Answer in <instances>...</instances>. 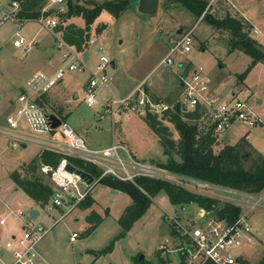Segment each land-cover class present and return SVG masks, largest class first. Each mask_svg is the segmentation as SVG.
I'll return each instance as SVG.
<instances>
[{
	"label": "rangeland",
	"instance_id": "rangeland-1",
	"mask_svg": "<svg viewBox=\"0 0 264 264\" xmlns=\"http://www.w3.org/2000/svg\"><path fill=\"white\" fill-rule=\"evenodd\" d=\"M92 1L102 3L111 0ZM130 1L132 5L120 17L114 18L104 12L90 28V39L94 38L95 41L87 47L90 63H98V58L102 55L109 62H114V68L111 66L107 68L109 89L112 94L107 88H98L96 104L88 107L83 101V84L87 81V73H66L64 79L74 91L71 93L72 102L63 107L64 118H60L59 114L54 113L50 107L44 108L48 114H53L65 122L75 133L81 132L88 145L101 148L111 146L114 140L115 144L124 145L139 162L152 164L165 161L166 156L157 135L143 121L142 108L140 110L118 108L113 118L114 124H112L109 113L105 112L102 106L107 105L111 98L118 99L127 95L139 85L142 91L147 89L150 94L166 104H173L179 99L182 91L177 74L159 65V61L168 52V37L175 35V32L181 28L194 27L193 44L189 53H175L174 67L177 69L179 62H182L185 73L193 69L187 66L188 63L201 68L202 75H205L211 84L217 85L214 89L215 95L222 102L232 96L233 89H241V83L236 75L246 70L251 59L238 50L228 52L227 34L196 19L185 8L171 5L165 9L162 7L164 0H159L156 15L148 16L134 7L138 0ZM211 7L214 8L212 14L218 18H223L227 13L241 17V13L250 24L259 28L260 35H253L251 30L250 36L264 47V0H215ZM69 23L84 26V21L80 18L64 22L65 25ZM100 25H104L105 28L101 33H97L96 28ZM16 31L26 42H32V47L28 51L24 46L18 49L12 46ZM51 33L34 21L23 22L21 26L6 24L0 27V128L5 126L6 116L13 108L12 102H16L30 75L38 69L45 72L43 68L48 67L50 60H53V64L61 62L60 66L62 65L63 60L60 61V59L66 45L59 39V35L55 34L57 33L55 29ZM71 49L80 60L85 58L86 55H83L82 51L77 52L73 47ZM246 77L247 88L251 93L247 102L260 116L263 124H257L245 130L250 131L248 137L253 148L263 154L264 65L254 66ZM74 92L77 98L73 97ZM134 98L136 99L135 96ZM256 101L260 103L256 105ZM118 111L122 113L118 115ZM158 116L161 118L160 114ZM162 124L168 127L173 140H177L178 135L172 125L166 121H162ZM45 135L37 136L51 140L59 139L58 134L53 137ZM7 141V138L0 134V218L7 220L6 225L0 227L2 239H8L12 233L11 230L16 235L21 234L22 226L12 213L21 212L28 216L31 210L37 209L39 215L33 222L41 223L44 227H51L49 233L38 245L39 252L49 264L180 263L179 242L170 235L171 224L180 222L183 226H189L191 219L196 217L198 209L191 205L184 210L181 207L175 208L168 202L166 195L161 193L152 199L144 215L133 222L130 229L124 233L125 235L116 239L122 232L117 220L124 209L131 204L126 195L100 185V180L96 179L98 176H95L94 183L84 200L76 202L71 199L70 205L64 203L52 212L46 209L47 205L39 208L33 205L32 200L10 179V174L14 171L24 175L22 165L28 164L37 155L39 148L34 144H27L26 148L21 146L13 148L7 144ZM38 175H40L39 172ZM40 176L47 185L52 187L46 175V178ZM214 186L222 191L217 188L214 190L206 188V190L217 194L219 197H215L216 199L224 202L223 198H228L241 202L238 204L241 208L240 215L246 214L245 218L251 226V236L255 241L251 246L233 249V253L249 263L256 264L262 258L264 249V194L259 196L260 194L240 193L241 196H236L227 193L229 190ZM245 196L263 197L262 204L260 203L258 208L249 207L252 203L251 199ZM85 201H92V203L84 208L85 206L81 204H85ZM68 209H70L69 212ZM91 210L96 215L102 216L103 220L90 235H87L89 225L85 223V217ZM106 212L107 216H105ZM62 215L64 218L53 225V219H59ZM94 217L96 219L95 215ZM73 219H79L81 223ZM74 231L77 232L78 238L72 243L69 237ZM109 245H111L110 251L102 252ZM140 256H143L141 261H139Z\"/></svg>",
	"mask_w": 264,
	"mask_h": 264
},
{
	"label": "built area",
	"instance_id": "built-area-1",
	"mask_svg": "<svg viewBox=\"0 0 264 264\" xmlns=\"http://www.w3.org/2000/svg\"><path fill=\"white\" fill-rule=\"evenodd\" d=\"M213 1L215 0H208L206 10L210 9ZM17 8L18 4L14 0H0V27L6 24L22 25L23 22L16 16ZM50 10H54L55 13L49 17L42 16L37 23L51 33L58 25L59 17L66 12L64 0H47L42 12ZM193 31L194 27L182 28L180 33L177 30L175 35L168 37V52L160 60L159 65L175 70L173 56L177 52L187 54L191 51ZM253 33L256 34L257 31L254 30ZM15 35L17 36V32ZM94 42V38L89 39L88 45H92ZM12 46L14 48L24 46L25 50L28 51L32 47V42H26L22 37H17L13 40ZM62 59L64 64L54 72L50 74L36 73L26 82L15 102L14 110L6 116L5 126L0 128V134L7 138V144L10 147L36 144L40 147V152L46 150L64 156L55 168L45 165L39 168V172L48 177V182L50 185L52 184L53 188L50 202L46 204L48 211L52 212L64 203L70 205L71 199L76 202L84 200L88 195L89 188L94 183L93 176H91L93 178L92 183L87 185L78 175L65 170L66 165L70 164L67 157L71 156L100 169L101 174L96 178L98 181L103 177L112 176L121 181L133 182L137 177L146 176L153 179H163L212 198L219 197L217 194L206 190V188L214 190L217 187L183 176H174L151 164L141 163L133 158L124 146L112 143L111 146L104 149H90L85 140L60 119V125L53 129L47 117L48 113L44 106L39 104V100L55 88L63 80L66 73L82 72L85 69V65L70 46L66 45ZM108 66L112 67L111 62L102 55L93 70H90V76L83 90V101L88 107L96 104V90L98 88L109 90ZM178 68L182 69L179 65ZM178 78L182 83V93L181 97L173 104H166L162 101L155 103L144 94L141 87H138L126 97L111 98L103 109L111 117H114L116 110L120 107L133 110L142 108V111L147 110L161 115L177 104L185 111H192L196 106H202L209 118L208 127H211L216 135L229 128L233 123L254 126L259 122L258 117L247 102L248 98H240L238 94H232L229 101L222 102L211 90L206 78L202 75L201 68L193 69L186 74H178ZM136 94H139L137 99L134 98ZM38 134H46L49 137L58 134L59 139H63L65 143L47 137H38ZM217 189L222 191L220 188ZM227 193L236 196L242 195L234 191ZM67 196L69 198H66ZM248 198L251 199L252 203L249 207L252 208H258L262 202L259 198L250 196ZM223 199L235 204L241 203L237 200ZM187 207H182V209ZM12 214L20 222L22 231L21 234L16 235L11 230L12 233L8 239L0 237V264H44L45 261L39 253L38 245L49 233L51 227H44L41 223H35L33 222L35 218L30 215L25 216L21 212ZM63 218L64 215L59 219H53V225ZM191 220L189 226H183L180 222L174 223L176 239L179 242L178 252L186 256V264H205L206 262L238 264V258L241 256L235 255L233 249L251 246L255 241L251 236V226H249L245 215H239L235 223L227 224L203 209H198L196 217ZM6 223V218H0V227L5 226ZM77 238V233L73 232L69 241L74 242Z\"/></svg>",
	"mask_w": 264,
	"mask_h": 264
},
{
	"label": "trees",
	"instance_id": "trees-1",
	"mask_svg": "<svg viewBox=\"0 0 264 264\" xmlns=\"http://www.w3.org/2000/svg\"><path fill=\"white\" fill-rule=\"evenodd\" d=\"M14 1L18 4L16 16L22 22H37L42 16L49 17L55 13L54 10L42 12L47 0ZM64 2L66 12L59 17V23L55 28L56 34L65 45L73 47L77 52L88 47L90 28L102 13L107 12L112 17L118 18L132 5L130 0H111L102 3L92 0L85 2L83 0H64ZM207 3V0H164L162 7L168 9L171 5L180 6L187 9L196 19L201 18L200 21L215 30L225 32L228 36V52L238 50L251 59L246 70L236 75L238 81L243 83L248 72L254 66L264 65V47L250 36L252 25L247 20L230 15V13H227L223 18L215 17L212 14L213 7L210 6V9L206 10ZM73 18L82 19L84 26H77L74 23L64 24ZM104 28V25H100L96 28V32L101 33ZM144 94L155 103L161 101L150 94L147 89L144 90ZM135 97L137 99L138 95L136 94ZM39 104L44 106V95L39 100ZM55 113H58L60 118H64L61 109ZM158 117L157 114L147 110H144V116H142L144 123L157 135L166 156L165 161L154 162L151 165L174 176L179 175L211 186L216 185L231 192L247 195H258L264 192V156L252 148L244 137L237 143L231 146L225 145L215 152L213 146L216 144L217 135L211 130V127H208L209 118L205 114L204 107L196 106L192 111H185L177 104L171 110L162 113L161 118ZM162 121L172 125L178 135L177 140H173L172 133L167 126L162 124ZM62 158L64 156L61 154L41 151L28 164L22 165L21 169L24 175L14 171L10 174V179L39 208H43L50 202L53 188L44 182L40 176L42 174L39 172V168L42 165L55 168ZM67 160L93 177L101 174L100 169L78 159L67 157ZM99 183L126 195L131 201V204L124 209L117 220L122 232L116 239L125 235L124 233L130 229L133 222L144 215L152 199L161 193L166 195L168 202L175 208L191 205L196 209H203L227 224L235 223L241 214L238 204L222 202L215 197L195 193L163 179L143 176L135 178L133 182H125L112 176H106L101 178ZM90 203L92 201H85V204L82 203L81 206L87 208L91 205ZM107 214L106 212L105 216ZM102 220V216L96 215L91 210L85 217V221L89 225L86 231L87 235H90ZM170 235L177 237L174 224H171ZM110 249L111 245L102 252L110 251ZM262 254V258L256 264H264V249ZM178 256L179 264H186V256L181 252H178ZM138 264L140 263L138 262ZM205 264L213 263L206 262ZM238 264L253 263L239 257Z\"/></svg>",
	"mask_w": 264,
	"mask_h": 264
},
{
	"label": "crops",
	"instance_id": "crops-1",
	"mask_svg": "<svg viewBox=\"0 0 264 264\" xmlns=\"http://www.w3.org/2000/svg\"><path fill=\"white\" fill-rule=\"evenodd\" d=\"M134 7L136 8V5H134ZM236 8V7H235ZM240 13V12H239ZM240 15H241V17L244 19V20H246L245 19V17L240 13ZM249 23V22H248ZM250 24V23H249ZM252 25V24H251ZM252 33H253V31L254 30H256L257 31V33L256 34H254L253 33V35H260V30H259V28L258 27H256V26H254V25H252ZM182 29V28H181ZM17 32V36L14 34L13 35V38H14V40L17 38V37H20L18 34H19V32L18 31H16ZM50 33V32H49ZM35 38V36L33 37V38H31L32 40ZM95 43V42H94ZM261 45V44H260ZM21 48V47H20ZM16 49H18V48H16ZM88 51H89V48H86L85 50H83L82 52L84 53L83 55H86L85 56V58L83 59V60H81L82 61V63L85 65V69L82 71L83 73H87V76H88V78H89V76H90V70H93V68L95 67L94 65H96L97 64V62L95 63V64H91L90 63V55H89V53H88ZM88 53V54H87ZM165 56V55H164ZM163 56V57H164ZM162 59V58H161ZM61 60H63V59H60V61ZM98 61H99V58H98ZM53 62V60H50L49 62H48V67L47 68H43V71H45V72H41L40 71V69H38V70H36L34 73H32L31 75H30V77L25 81V82H27L34 74H36V73H52V72H54L57 68H59V67H61L64 63H62V65L60 66V63H55V64H53L52 63ZM160 62V61H159ZM182 62H179V67H182L183 65L181 64ZM257 65H261V64H257ZM187 66H190V67H192L193 69H196V67H194V65L192 66L191 65V63H188L187 64ZM112 68H114V66L112 67ZM181 69V68H180ZM192 69V70H193ZM174 71V74L176 73L177 74V76H178V74H181V73H184V74H186L184 71H183V69H181V70H179V68H177L176 70H173ZM180 71V72H179ZM177 76H176V79H177ZM65 77V76H64ZM160 77V76H159ZM203 77L204 78H206L205 77V75H203ZM88 78H87V80H88ZM179 79V78H178ZM206 80H207V82H208V84H209V86H210V88H211V90H213L214 92H215V86L217 87V85H214V84H211V81L208 79V78H206ZM178 81V80H177ZM246 81H247V78L245 79V81L243 82V83H241V89H233L232 90V92H231V95L232 94H238L240 97L241 96H245L246 98H248L249 96H251L250 94V91H249V89L247 88V83H246ZM86 83H87V81H86ZM86 83H84L83 84V90H84V88H85V85H86ZM25 84V83H24ZM23 84V85H24ZM140 86V85H139ZM139 86H136L135 88H133L132 90H131V92L130 93H127V95H125V96H121V97H119V98H123V97H126V96H128V95H130L133 91H135ZM179 87H180V89H181V91H182V83H181V81H180V79H179ZM22 91V90H21ZM74 90H73V88L67 83V81L63 78V80L55 87V88H53L50 92H48L47 94H45L44 95V107H46V106H48V107H50L51 109H52V111L55 113L56 111H58L59 109H61L62 110V116H63V111H64V106H66V105H69L70 104V102H72V100H71V93L73 92ZM109 92L112 94V92H111V90L109 89ZM182 93V92H181ZM248 95V96H247ZM73 97L74 98H77V94L74 92V95H73ZM231 98V97H230ZM229 98V99H230ZM115 99H117V98H115ZM229 99H227V101H229ZM260 102L259 101H256L255 102V104L256 105H258ZM12 104H13V108L10 110V113L14 110V108H15V106H16V103L15 102H12ZM249 104V103H248ZM106 105H104V106H102V109H103V107H105ZM249 106H250V108H251V110L255 113V115L258 117V119H259V122L257 123V124H263V122L261 121V119H260V116L254 111V109L251 107V105L249 104ZM55 110V111H54ZM104 110V109H103ZM106 112V111H105ZM122 112H120V111H118L117 112V114L118 115H120ZM115 116V115H114ZM110 118H111V121H112V124H114L113 123V118L114 117H111L110 116ZM58 119H60V118H58ZM256 124V125H257ZM256 125H254V126H256ZM116 126V125H115ZM254 126H247L246 124H244V123H233L232 125H230V127L229 128H227V129H225L223 132H221V133H219V134H217V138H216V144L213 146V149H214V151L215 152H218L219 150H220V148H222L223 146H225V145H228V146H231V145H233V144H235V143H237L241 138H245L246 139V141L250 144V146L253 148V146L251 145L252 143L249 141V137H248V135L250 134V131L248 130V131H246L245 129L247 128H249V127H254ZM230 128H232L231 130H230ZM235 128V129H234ZM78 136H80V137H82L84 140H85V137L83 136V134L81 133V132H77L76 133ZM55 140V139H54ZM57 141H59V142H61V143H65V141L62 139V140H60V139H57ZM113 142L112 143H115L114 142V140H112ZM85 143H86V140H85ZM34 145H36V144H34ZM86 145H87V147L88 148H90V149H94V150H97V149H104V148H106V147H109V146H106V147H101V148H94V147H92V146H90V145H88V143H86ZM121 146H124V145H122V144H120ZM36 146H38V145H36ZM22 148H26V145H22L21 146ZM125 147V146H124ZM38 148H39V151H38V153L40 152V147L38 146ZM257 152H258V150L256 149V148H254ZM37 153V154H38ZM130 153V152H129ZM259 153V152H258ZM263 153V152H262ZM131 154V153H130ZM132 155V154H131ZM263 156H264V153L262 154ZM133 156V155H132ZM145 163V162H144ZM150 164V163H149ZM264 194V192L262 193V194H260L259 196H261V195H263ZM263 197H259V199H261V201H263V199H262ZM32 203H33V205H35V206H37L33 201H32ZM263 203H264V201H263ZM262 204V203H261ZM260 207V206H259ZM262 207V206H261ZM35 208V207H34ZM263 208V207H262ZM264 209V208H263ZM35 211H37V215L35 216V217H37L38 215H39V211L37 210V209H34ZM93 211V210H92ZM244 215H246V214H244ZM73 220H75V222H80L81 223V221H79V219H73ZM85 223H86V221H85ZM87 224V223H86ZM88 225V224H87ZM82 226V225H81ZM75 232V231H74ZM73 233V232H72ZM77 233V232H76ZM76 241V240H75ZM74 241V242H75ZM73 243V242H72ZM40 253V252H39ZM40 255H41V257L44 259V264H49L48 263V261H46V259L43 257V255L40 253ZM180 260V259H179ZM249 262V261H248ZM40 264H42V263H40ZM79 264V263H78Z\"/></svg>",
	"mask_w": 264,
	"mask_h": 264
},
{
	"label": "water",
	"instance_id": "water-1",
	"mask_svg": "<svg viewBox=\"0 0 264 264\" xmlns=\"http://www.w3.org/2000/svg\"><path fill=\"white\" fill-rule=\"evenodd\" d=\"M158 2L159 0H138L136 4V9L142 14H145L148 16H154L156 15L157 10H158L157 9ZM180 32H181V29L178 30V33ZM111 65L113 67L114 62H111ZM47 117L53 129L57 128L60 125L61 121L55 115L48 114ZM65 170L69 173H74L78 175L81 179H83L86 182L87 185H90L93 181V178L91 177V175H89L88 173L84 171L76 169L71 164H67L65 167ZM29 215L35 218V216L37 215V211L31 210ZM142 259H143V256H140L139 261H141Z\"/></svg>",
	"mask_w": 264,
	"mask_h": 264
}]
</instances>
